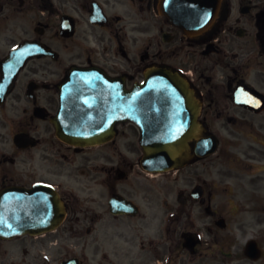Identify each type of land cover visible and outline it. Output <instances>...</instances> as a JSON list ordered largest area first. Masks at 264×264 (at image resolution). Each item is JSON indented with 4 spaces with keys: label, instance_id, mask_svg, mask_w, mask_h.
<instances>
[{
    "label": "flooded vegetation",
    "instance_id": "obj_1",
    "mask_svg": "<svg viewBox=\"0 0 264 264\" xmlns=\"http://www.w3.org/2000/svg\"><path fill=\"white\" fill-rule=\"evenodd\" d=\"M161 2L0 0V194L52 184L67 211L52 231L0 236V264H264V0H221L197 34L172 23ZM24 42L37 50L11 65ZM75 67L126 88L153 67L186 78L199 132L172 176L186 184L179 196L160 201L158 179L129 177L111 151L56 136L60 85ZM212 140L216 152L200 154ZM121 197L137 207L114 212ZM252 240L258 258L246 254Z\"/></svg>",
    "mask_w": 264,
    "mask_h": 264
},
{
    "label": "water",
    "instance_id": "obj_2",
    "mask_svg": "<svg viewBox=\"0 0 264 264\" xmlns=\"http://www.w3.org/2000/svg\"><path fill=\"white\" fill-rule=\"evenodd\" d=\"M187 2L183 0V4ZM214 16L215 11L212 20ZM211 17L210 14L208 19ZM173 19L180 23L187 20L186 16L178 14ZM82 72H75L62 86L61 119L58 123L62 138L80 145L97 144L111 135V123L115 120L128 118L139 122L146 121V117L151 115L154 120L159 118L166 123L144 127L145 139H148L144 142V166L151 170H166L177 164L186 152L190 130L194 132L191 128L174 126L176 117L185 114L180 102L191 110L193 122L197 118V110L190 106L189 87L182 78L168 71L150 70L148 75L161 74L164 77L148 78L144 85L127 91L118 80L103 78L93 70ZM142 100H145L144 104ZM151 132L154 134L150 135ZM4 196L7 198L8 194ZM16 196L15 210L1 209L2 236L40 232L38 228L49 229L61 221L64 208L51 186L37 185L29 190H18Z\"/></svg>",
    "mask_w": 264,
    "mask_h": 264
},
{
    "label": "rangeland",
    "instance_id": "obj_3",
    "mask_svg": "<svg viewBox=\"0 0 264 264\" xmlns=\"http://www.w3.org/2000/svg\"><path fill=\"white\" fill-rule=\"evenodd\" d=\"M126 126V125H125ZM125 133L121 134L119 138L117 139V143H113V145L108 146H102L97 147L94 150H112L113 159L115 161H119L121 163L122 161V154L123 156L129 161V163H137L140 156L142 155L141 147L139 145V131L137 127L132 124L128 123L126 127H124ZM136 170H141L139 167L136 168ZM136 173L135 170H132V176H134ZM173 172L158 174L155 176V179H158L159 181V188H160V200L162 201L163 198H167L169 200H172L174 195L176 194L178 190V186L182 185L184 180L182 177L178 178V183L176 184L173 181ZM152 177L145 176L144 180L152 182ZM170 179L172 180V183L170 185Z\"/></svg>",
    "mask_w": 264,
    "mask_h": 264
}]
</instances>
